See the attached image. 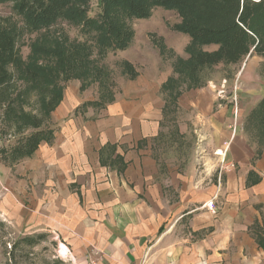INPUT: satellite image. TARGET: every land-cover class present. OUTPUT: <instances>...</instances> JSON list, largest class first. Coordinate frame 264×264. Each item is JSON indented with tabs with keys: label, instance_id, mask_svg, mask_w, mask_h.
Listing matches in <instances>:
<instances>
[{
	"label": "rangeland",
	"instance_id": "rangeland-1",
	"mask_svg": "<svg viewBox=\"0 0 264 264\" xmlns=\"http://www.w3.org/2000/svg\"><path fill=\"white\" fill-rule=\"evenodd\" d=\"M16 1H0V26L16 32L17 52L24 63L29 59L33 43L49 42L64 47L86 41L93 49L90 58H95L96 68L104 73L100 78H94L92 70L79 76H58L54 84L62 88V98L50 116L44 117L39 109L42 91L21 70L9 66V79L0 85V91L13 98L12 102L0 100V264H75L62 254L64 249L60 251V242H64L53 227L38 222L39 207L51 204L50 197L56 189L51 183L56 145L60 141L76 140L77 134L86 130L95 138L103 129L102 124L106 126L104 132H112L115 121L124 113L130 123L139 116L145 121L159 114L157 134L149 140L143 138L138 146L149 141L151 154L159 159L161 168L200 176L199 186L206 191L208 186H219V172L223 186L225 169L220 170L215 163L218 160L215 152L221 150L218 142L204 133L207 113L219 109L228 112L229 116H221L222 125L231 122L223 126L226 132L222 139L229 144H224L226 149L239 142L251 153L264 151V122L260 121V101L264 97L263 55L252 52L238 63L202 67L196 81L198 86L191 87L188 80L179 78L173 71L178 57L189 56L186 46L191 40L173 28L180 19L172 9L156 6L147 18L124 19L133 30L128 47L97 57L92 32L81 31L79 25L64 16L47 27L31 30L18 13ZM87 3L88 15L97 17L99 0H87ZM215 48V45L201 47L207 51ZM124 60L137 73L133 79L123 69ZM177 75L180 82L177 81L174 89L163 90L167 79ZM176 91L180 93L174 98ZM140 109L142 115L137 114ZM15 113L39 115L43 123L40 128H33ZM47 128L53 130L51 142L40 143L30 157L12 160L8 156L11 146L34 131ZM116 146L117 143L107 142L101 151L110 156ZM225 157L229 158L227 152ZM221 198L219 195L217 201H223ZM214 203L217 205L215 200ZM259 220L262 227L253 225L250 229L257 237L264 236V211L260 212Z\"/></svg>",
	"mask_w": 264,
	"mask_h": 264
},
{
	"label": "crops",
	"instance_id": "crops-1",
	"mask_svg": "<svg viewBox=\"0 0 264 264\" xmlns=\"http://www.w3.org/2000/svg\"><path fill=\"white\" fill-rule=\"evenodd\" d=\"M124 114L112 132L102 124L95 138L85 129L56 145V189L51 204L39 207L38 222L53 227L75 264H264V250L250 232L262 227L264 151L251 153L239 142L226 149L223 126L231 122L222 125L221 116L228 112L207 113L204 133L218 142L222 155L215 154V163L225 168L223 186L219 172V186L208 191L200 176L165 170L151 154L148 140L158 132L159 114L132 123ZM107 142L117 143L110 156L101 151Z\"/></svg>",
	"mask_w": 264,
	"mask_h": 264
},
{
	"label": "trees",
	"instance_id": "trees-1",
	"mask_svg": "<svg viewBox=\"0 0 264 264\" xmlns=\"http://www.w3.org/2000/svg\"><path fill=\"white\" fill-rule=\"evenodd\" d=\"M76 4L78 6H74ZM99 6L98 16L90 17L87 0L16 1L18 13L31 30L47 27L64 16L79 25L81 31L92 32L97 57L128 47L133 30L124 19L147 18L156 6L172 9L180 19L173 28L191 40L186 46L189 56L186 59L178 57L173 71L179 78L188 80L191 87L198 86L196 81L202 67L238 63L252 52L264 56V0H99ZM16 36L11 28L0 26V85L8 81L10 65L21 70L23 76L42 91L39 109L44 117L50 116L62 98V88L54 84L58 76H79L87 70H92L94 78L103 76L104 72L94 64L95 58H90L93 49L86 41L64 47L49 42L33 43L29 59L24 63L17 52ZM205 45L216 48L211 51L201 49ZM122 65L130 79L137 75L130 62L124 60ZM178 75L170 76L162 89L173 90L180 82ZM178 93L176 91L174 98ZM0 94V100L12 102L13 98H7L6 91L1 90ZM260 113V121L264 122V97L260 101ZM18 114L14 115L33 128H40L43 123L39 115ZM53 137L51 128L38 129L11 146L8 156L12 160L30 157L40 143H49ZM257 243L264 250V236L257 237Z\"/></svg>",
	"mask_w": 264,
	"mask_h": 264
},
{
	"label": "built area",
	"instance_id": "built-area-1",
	"mask_svg": "<svg viewBox=\"0 0 264 264\" xmlns=\"http://www.w3.org/2000/svg\"><path fill=\"white\" fill-rule=\"evenodd\" d=\"M217 152V151H216ZM215 152V153H216ZM211 205H212V201H210V202H207V206L208 207H211ZM60 246H62V248H60ZM60 246H59V248H60V251L61 250H63V252H62V254L64 255V256H69V260L72 262V263H75V259L73 258V256L71 255V253H70V251H69V249L67 248V246L64 244V243H61L60 242ZM66 258V257H65ZM91 264H96L95 262H91Z\"/></svg>",
	"mask_w": 264,
	"mask_h": 264
},
{
	"label": "bare ground",
	"instance_id": "bare-ground-1",
	"mask_svg": "<svg viewBox=\"0 0 264 264\" xmlns=\"http://www.w3.org/2000/svg\"><path fill=\"white\" fill-rule=\"evenodd\" d=\"M216 153H218L219 155H222V152L221 151H217Z\"/></svg>",
	"mask_w": 264,
	"mask_h": 264
}]
</instances>
